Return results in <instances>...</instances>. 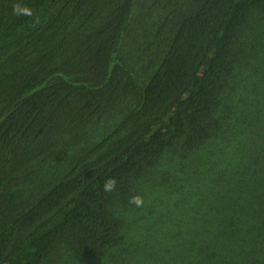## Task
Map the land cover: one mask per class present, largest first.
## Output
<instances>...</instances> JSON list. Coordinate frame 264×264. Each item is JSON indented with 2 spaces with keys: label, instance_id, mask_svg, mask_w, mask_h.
<instances>
[{
  "label": "trees",
  "instance_id": "1",
  "mask_svg": "<svg viewBox=\"0 0 264 264\" xmlns=\"http://www.w3.org/2000/svg\"><path fill=\"white\" fill-rule=\"evenodd\" d=\"M16 2L0 264H264V0Z\"/></svg>",
  "mask_w": 264,
  "mask_h": 264
},
{
  "label": "clouds",
  "instance_id": "2",
  "mask_svg": "<svg viewBox=\"0 0 264 264\" xmlns=\"http://www.w3.org/2000/svg\"><path fill=\"white\" fill-rule=\"evenodd\" d=\"M12 11L14 15H32L31 9L26 5L22 4L20 0H17L16 3L12 5ZM117 180L115 177L107 178L103 185L102 191L105 193H112L116 191ZM129 204L134 205L136 208H143L144 207V198L140 195H133L129 198Z\"/></svg>",
  "mask_w": 264,
  "mask_h": 264
}]
</instances>
